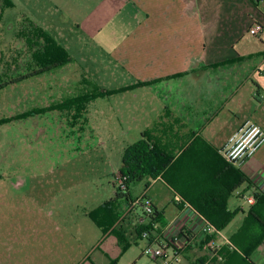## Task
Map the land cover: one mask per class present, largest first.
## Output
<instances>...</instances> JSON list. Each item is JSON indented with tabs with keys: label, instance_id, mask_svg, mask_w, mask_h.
Segmentation results:
<instances>
[{
	"label": "crops",
	"instance_id": "crops-1",
	"mask_svg": "<svg viewBox=\"0 0 264 264\" xmlns=\"http://www.w3.org/2000/svg\"><path fill=\"white\" fill-rule=\"evenodd\" d=\"M10 1L13 6L4 9L0 25L6 21L8 10L15 11V19L11 17L9 20L21 25L27 19L50 32L72 58L63 67L27 79L43 76L37 84L29 86L28 106L41 108L37 106L51 104V94L63 96L64 92H68L61 88L62 84L94 79L97 67H100L99 70L104 71L108 80H111V75L117 77V73L121 75L119 77L127 76L130 80L123 87L100 91L127 88L124 93H129V97L139 98L135 102H125L129 111L148 113L152 107L148 99L153 98L157 102L154 106H159L158 112L166 114L157 128L161 143L176 150L177 155L196 138H202L221 154L228 139L248 121L264 129V2ZM18 7L22 11L18 12ZM254 23L261 24L263 28L256 37L248 33ZM68 73L71 77H68ZM49 74L51 75L48 76ZM52 81L57 86L55 91L49 85ZM21 83L5 89L18 91ZM15 97L12 104L19 114L25 108L20 110V101L17 102L19 94ZM225 109L229 113L223 124L215 129L211 128L210 124L215 116H219ZM204 115L207 116L205 119ZM163 118L165 121H162ZM241 169L251 179L252 185L264 193V146ZM21 179L17 178L16 187L22 185ZM146 182L144 180L140 183H145V187L136 196H133L130 189L132 198L137 200L142 195L146 196V202H150L161 213L156 227H162V234L177 239L175 245L178 246L179 241L183 240L179 231L185 228V222L188 221L186 225L190 231L203 223L194 213L191 220H186V217L177 219L180 215L178 198L161 178L151 180L147 187ZM112 187L115 197L114 183ZM246 188L241 187L228 201L232 211L243 210L238 211L223 232L228 239L241 227L249 208L243 207L245 198L252 195V190L244 192ZM133 209L134 212H140L139 204L133 203ZM126 214L125 211L123 217ZM87 219L85 221L90 222L86 223L95 230L90 245L83 244L82 238L79 242L70 244L59 233L9 234L14 244L7 243L6 249H0V264H67V259L62 258L66 257L69 248L76 256L73 264H86L89 261V264H110L118 260L112 255L116 250L115 245L119 243L117 240L111 243V257L107 249L101 254L99 252V256L92 260L91 255L114 235V227L103 232L92 220ZM238 219L241 223L237 222V227L231 229V225ZM130 234L129 226L126 235ZM0 237L3 234L0 233ZM205 238L206 235H199L190 239L182 251V258L187 259L191 257L193 249L206 246ZM17 243L21 244V248ZM216 243L222 244V240L216 237ZM134 245L141 246V256H144L142 251L145 242L139 240ZM151 259L156 264H161ZM254 261L256 264H264V245L255 254Z\"/></svg>",
	"mask_w": 264,
	"mask_h": 264
},
{
	"label": "rangeland",
	"instance_id": "rangeland-1",
	"mask_svg": "<svg viewBox=\"0 0 264 264\" xmlns=\"http://www.w3.org/2000/svg\"><path fill=\"white\" fill-rule=\"evenodd\" d=\"M18 9L22 11L21 7ZM16 15L8 10L6 21L0 25V80L16 77L34 66L27 41L32 22L24 19L20 25L9 20ZM99 68L94 79L62 84L61 88L70 93L51 94L52 103L37 106L41 108L28 106L27 90L43 76L19 84L18 91L11 88L0 91V121L16 118L0 124V233L3 234L0 249L12 244L9 234L59 233L70 244L82 238L83 244L90 245L95 230L85 220H92L90 215L113 199L112 183L122 168L125 150L144 133L150 134L154 142H162L157 128L166 114L158 112L159 106H154L157 102L148 99L152 106L148 113L129 111L125 102L139 98L124 92L111 95L99 92L123 87L130 80L127 76L119 77V73L108 80ZM68 77H71L69 73ZM49 85L52 91L56 90L54 81ZM95 93L101 95L92 97ZM18 94L20 110L25 108L19 114L12 104ZM228 113L225 109L215 116L210 127L215 129L223 124ZM18 177L22 178L20 187H16ZM144 187L145 183L132 185L133 196ZM243 207L247 208L248 204L243 202ZM237 222L239 219L230 228L237 227ZM115 237L110 236L91 255L92 260L107 249L111 257V243L118 241ZM16 245L21 248V244ZM120 247L117 243L112 252L118 258L117 264H156L151 258L141 256V246L133 244L125 251ZM191 252V257H181L180 264H200L212 257L206 246ZM75 257L69 248L62 259L73 264Z\"/></svg>",
	"mask_w": 264,
	"mask_h": 264
},
{
	"label": "trees",
	"instance_id": "trees-1",
	"mask_svg": "<svg viewBox=\"0 0 264 264\" xmlns=\"http://www.w3.org/2000/svg\"><path fill=\"white\" fill-rule=\"evenodd\" d=\"M12 6L10 0H0V22L4 9ZM30 26L32 30L27 36V41L32 49L31 58L34 66L16 77L0 80V90L63 67L72 60L68 51L54 35L33 23ZM126 89L99 93L111 95ZM96 94L98 93L92 94V97ZM11 121L13 120L5 119L0 121V124H8ZM120 172L126 177V190L120 192L114 185L115 197L90 217L103 232L111 230L117 224L113 233L117 236L123 251L142 240L143 231L162 230V227H156L158 220L160 222L161 213L153 207L154 213L147 214L146 196L139 203L140 212H134L133 203L136 199L132 198L130 193L132 185L136 183L147 180V187L151 180L161 178L180 199V204L177 203L179 208L183 203H188L207 223L221 232L225 231L238 211H243L242 209L232 211L229 208L230 197L241 187H247L244 192L252 190L255 203L249 205L241 227L229 237L230 244L222 246L215 252L216 256L212 263L256 264L254 256L264 245V193L252 185L251 179L241 168L228 163L208 142L196 138L177 155L176 150L154 142L150 134L144 133L139 141L125 150ZM125 211L127 214L123 217ZM161 225L165 226L162 223ZM129 226L131 234L127 236ZM131 235L133 238L130 239ZM183 235L189 242L191 237ZM215 241L216 236L206 235L204 245L210 250V244ZM117 262L118 260H114L111 264ZM203 262L205 260L199 263Z\"/></svg>",
	"mask_w": 264,
	"mask_h": 264
},
{
	"label": "built area",
	"instance_id": "built-area-1",
	"mask_svg": "<svg viewBox=\"0 0 264 264\" xmlns=\"http://www.w3.org/2000/svg\"><path fill=\"white\" fill-rule=\"evenodd\" d=\"M255 2H264V0H254ZM263 28L261 24L254 23L248 30V33L251 36H258L262 32ZM264 146V129L253 123L246 122L245 125L240 128L237 132H235L226 142L224 147L221 149V154L225 158V160L231 165L241 168L249 159L253 158L256 153ZM114 185L116 189L120 192L126 190V177L119 172L114 181ZM144 195L139 197L134 204H139L143 199ZM180 199H177V203L180 204ZM248 206L255 203L254 197L248 196L245 198V201ZM145 211L147 214H153L154 208L150 202L145 203ZM199 217L202 221L203 225L192 228L191 231L187 229V222H185V228L180 230V235L183 236L182 243L178 246L175 245L178 242L177 239H173V237H169V235H164L162 232H149L143 231L142 240L145 242V246L143 247L142 254L149 258H153L159 261L161 264H180L182 251L189 244L187 242L188 238H186L183 234H186L190 239H194L199 235H214L220 240H222V244L212 242L210 244V251L212 257L210 261L205 262L204 264H213V259L216 256V251L220 250V248L226 244H230L229 239L223 234V232L214 229L209 223H207L199 214H197L193 208L188 203H183L180 208V215L177 219H182L186 217V220H191L190 218L193 216ZM175 245V246H174Z\"/></svg>",
	"mask_w": 264,
	"mask_h": 264
}]
</instances>
